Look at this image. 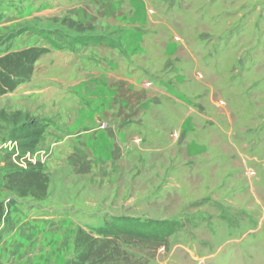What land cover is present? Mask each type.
Returning a JSON list of instances; mask_svg holds the SVG:
<instances>
[{
  "label": "rangeland",
  "instance_id": "obj_1",
  "mask_svg": "<svg viewBox=\"0 0 264 264\" xmlns=\"http://www.w3.org/2000/svg\"><path fill=\"white\" fill-rule=\"evenodd\" d=\"M40 42L10 100L40 108V146L19 151L48 177L42 206L93 236L172 226L118 264H264V0H0V56ZM13 130L0 152L26 170L1 148Z\"/></svg>",
  "mask_w": 264,
  "mask_h": 264
},
{
  "label": "trees",
  "instance_id": "obj_2",
  "mask_svg": "<svg viewBox=\"0 0 264 264\" xmlns=\"http://www.w3.org/2000/svg\"><path fill=\"white\" fill-rule=\"evenodd\" d=\"M73 23L70 27H74ZM46 49L29 48L0 56V96L13 92L21 83L29 80L34 66ZM8 117V118H6ZM0 119L14 126L11 138L19 143L22 152H33L42 139L45 125L27 112L17 111ZM7 188L20 197L33 194L39 199L46 196L48 177L42 172L41 165H29L26 170L12 169L7 174ZM8 213L0 205V224L6 222ZM115 231L107 228L97 231L96 236L84 229H78L74 241L75 257L67 264H118L127 262L128 254L122 248L133 241H152L156 246L173 233L172 226L149 229L146 225L118 223Z\"/></svg>",
  "mask_w": 264,
  "mask_h": 264
},
{
  "label": "crops",
  "instance_id": "obj_3",
  "mask_svg": "<svg viewBox=\"0 0 264 264\" xmlns=\"http://www.w3.org/2000/svg\"><path fill=\"white\" fill-rule=\"evenodd\" d=\"M41 6L44 8L46 3H43ZM70 24H68L69 27ZM70 28L74 32L78 31L75 26ZM107 35L99 34L97 37H91V41L94 42L87 45H90L89 47L92 51L93 48L106 47L109 37ZM111 40L119 41L118 37ZM75 42L74 45L77 44V41ZM40 47L49 50L53 49L41 44V42ZM68 49L70 52H74L71 47ZM85 60H87V66L93 64L92 58H85ZM55 69L57 68L54 66ZM110 84H113V82ZM18 87L13 92L0 96V113L12 114L21 111L31 113V116L39 117L40 114L38 112L40 108H38L36 113H32L33 109L27 110L24 106L17 108L12 106L10 97H13L14 93L20 88ZM79 94L81 95V93ZM38 107H40V102ZM13 129L14 126L9 121L1 119L0 140L7 132H11ZM39 146L37 145V148ZM12 169L13 166L9 162L8 157L0 152V205L3 204L5 213H9L10 217L8 231L2 233L3 224L0 225V264H65L66 251L74 246L77 230L76 220L70 217L58 219L59 216L54 215V212L61 209L56 206L55 208H45V206L41 205L40 199L33 194L20 197L15 192L10 191L7 188L6 176ZM51 193L52 188L48 187L47 196L44 200L48 205L53 206L51 204L54 203L55 199ZM73 199L75 197L72 198V202ZM70 206V204H66L63 208L68 209Z\"/></svg>",
  "mask_w": 264,
  "mask_h": 264
},
{
  "label": "built area",
  "instance_id": "obj_4",
  "mask_svg": "<svg viewBox=\"0 0 264 264\" xmlns=\"http://www.w3.org/2000/svg\"><path fill=\"white\" fill-rule=\"evenodd\" d=\"M2 149L8 152L12 157L14 163L17 164L18 167L23 169H27L29 165H35L36 160L31 153H26L24 155L20 154L19 146L17 141H7L2 144ZM36 156H40V153L37 152Z\"/></svg>",
  "mask_w": 264,
  "mask_h": 264
}]
</instances>
